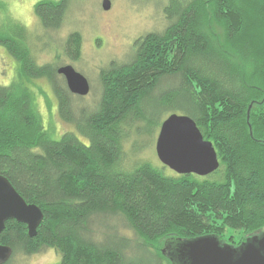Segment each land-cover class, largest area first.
<instances>
[{"label":"trees","instance_id":"obj_1","mask_svg":"<svg viewBox=\"0 0 264 264\" xmlns=\"http://www.w3.org/2000/svg\"><path fill=\"white\" fill-rule=\"evenodd\" d=\"M70 2L35 4L45 31L63 26ZM163 13L164 31L138 38L129 62L102 69L92 110L76 107L83 97L70 92L61 66L36 62L21 25L0 32L19 64L11 83H0V175L44 214L34 237L26 224L6 222L0 245L12 255L3 264L47 249L61 264H180L174 255L183 241L216 236L239 246L264 235V0H168ZM64 49L79 59L75 34ZM42 77L74 127L60 137L45 127L26 85ZM162 112L196 122L217 152L216 172L128 165Z\"/></svg>","mask_w":264,"mask_h":264},{"label":"rangeland","instance_id":"obj_2","mask_svg":"<svg viewBox=\"0 0 264 264\" xmlns=\"http://www.w3.org/2000/svg\"><path fill=\"white\" fill-rule=\"evenodd\" d=\"M38 1L40 0H0V32L5 31L4 28L10 27L9 30L14 32L23 27L22 31L27 33L28 46L39 65L71 64L82 73L90 82L91 92L82 99H77L75 104L76 107L87 110L95 109L99 104L102 93L100 82L102 69L107 68L112 61L117 64L129 62L134 55L133 46L138 38L148 33L162 32L168 25L163 13L168 0H109L111 8L108 11L102 7L104 0H71L63 26L56 31H45L34 10ZM14 16L22 19L34 18L35 23L31 28H27L14 19ZM74 34L76 42H80L81 55L78 60H72L64 52L66 41L68 42L70 35ZM69 46L70 49L74 48ZM17 65L19 64L0 45L1 84L11 83ZM26 85L34 95L45 127L55 137L73 130V125L66 123L59 116L58 100L48 78H29ZM174 113L185 115L180 112ZM174 113L162 112L159 124ZM160 127L159 125L153 127L152 135L144 137V143L150 145L135 154L132 153L129 156L131 159L127 161L129 166L136 161L163 165L155 149ZM112 221L124 234L134 236L126 227L124 220L119 221L113 217ZM236 237L238 240L239 236ZM9 264H61V255L53 249L33 255L19 252L13 256Z\"/></svg>","mask_w":264,"mask_h":264},{"label":"water","instance_id":"obj_3","mask_svg":"<svg viewBox=\"0 0 264 264\" xmlns=\"http://www.w3.org/2000/svg\"><path fill=\"white\" fill-rule=\"evenodd\" d=\"M102 7L110 10L111 2L104 0ZM57 72L65 78L72 94L85 97L90 93L89 80L74 66L63 65ZM155 149L159 161L179 175L206 177L220 167L213 143L204 138L196 122L187 115L174 113L162 122ZM43 218L40 207L27 203L0 175V234L6 222L14 219L26 224L30 237H34ZM11 255L10 247L0 245V264ZM174 256L180 264H264V235L248 238L239 246L223 244L216 236H203L181 242Z\"/></svg>","mask_w":264,"mask_h":264},{"label":"clouds","instance_id":"obj_4","mask_svg":"<svg viewBox=\"0 0 264 264\" xmlns=\"http://www.w3.org/2000/svg\"><path fill=\"white\" fill-rule=\"evenodd\" d=\"M14 19H17L19 22H21L27 28H31L33 26V24L35 23V19L34 18L22 19V18H20L18 16H14Z\"/></svg>","mask_w":264,"mask_h":264}]
</instances>
